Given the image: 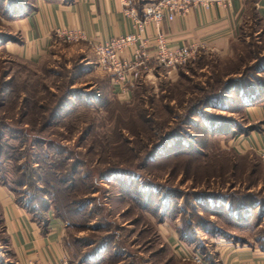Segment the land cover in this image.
I'll list each match as a JSON object with an SVG mask.
<instances>
[{
    "label": "rangeland",
    "instance_id": "obj_1",
    "mask_svg": "<svg viewBox=\"0 0 264 264\" xmlns=\"http://www.w3.org/2000/svg\"><path fill=\"white\" fill-rule=\"evenodd\" d=\"M31 1L0 0V185L58 213L69 263L194 264L176 256L170 233L186 232L191 244H181L208 264L219 240L253 244L264 231V159L235 154L223 132L246 123L228 89L264 87V24L247 11L232 54H196L175 81L164 70L143 77L123 102L82 42H61L38 64L2 49ZM219 82L229 88L208 99ZM5 242L0 216L4 255Z\"/></svg>",
    "mask_w": 264,
    "mask_h": 264
},
{
    "label": "crops",
    "instance_id": "obj_2",
    "mask_svg": "<svg viewBox=\"0 0 264 264\" xmlns=\"http://www.w3.org/2000/svg\"><path fill=\"white\" fill-rule=\"evenodd\" d=\"M248 4L255 7L259 22L264 24V0H232L227 7L193 9L171 22H162L159 29L166 34L171 46H196L197 54L227 56L233 53V44L239 39ZM11 23L18 37L15 41H5L2 49L30 64L42 62L61 43L56 35L61 29L82 31L84 40L79 42L90 49L93 44L133 32L118 0H32L28 9ZM155 31V26L150 24L145 35L152 38ZM153 46L151 41L142 75L156 78L164 70L170 80L175 81L178 69L167 71L157 65ZM131 53L132 48H128L121 56L129 59ZM95 69L99 72L96 66ZM101 74L106 79L109 94L120 100L118 87L108 75ZM242 116L246 122L243 131L223 138L226 146L239 155L253 153L264 159V97L243 106ZM250 125L256 128L244 131ZM0 216L6 235V254L0 253V264H59L62 260L70 264L62 241L64 224L51 212L46 213V231L43 232L16 202L12 192L0 185ZM166 239L179 259L185 261L184 258L196 254L184 247L175 233H170ZM216 246L215 264H264V252L256 241L251 245H239L219 240Z\"/></svg>",
    "mask_w": 264,
    "mask_h": 264
},
{
    "label": "built area",
    "instance_id": "obj_3",
    "mask_svg": "<svg viewBox=\"0 0 264 264\" xmlns=\"http://www.w3.org/2000/svg\"><path fill=\"white\" fill-rule=\"evenodd\" d=\"M122 13L130 21L133 32L111 38L92 45L99 72L110 77L118 87L120 100L128 102L130 88L141 78L147 60V48L154 42L153 57L160 67L169 71L185 66L197 54V47L171 46L159 26L162 22H171L177 16H184L196 8L208 9L213 6L227 7L232 0H118ZM156 28L152 38L145 35L148 25ZM63 43H75L84 40L80 30L61 29L56 32ZM132 48L129 59L122 58L124 50ZM185 261L194 264H208L199 254H192ZM59 264H68L62 260Z\"/></svg>",
    "mask_w": 264,
    "mask_h": 264
},
{
    "label": "trees",
    "instance_id": "obj_4",
    "mask_svg": "<svg viewBox=\"0 0 264 264\" xmlns=\"http://www.w3.org/2000/svg\"><path fill=\"white\" fill-rule=\"evenodd\" d=\"M247 11H248V13L250 12V14L252 15L253 18H255L257 21H259L257 12L255 10V7L252 6V4H250V5L248 4ZM13 41H15V40H13ZM198 55H204V54H198ZM180 68L181 67H178L177 69L179 70ZM261 69L262 70L260 72H264L263 67H261ZM143 77L144 76L142 75L141 78L135 83V85L133 86L132 92H134L135 89H137L139 86L142 85L141 83L143 82ZM144 82H145V78H144ZM228 83H226V84L223 83L222 84V83L219 82L218 84L220 85V87L218 88V90L217 89L216 90H212V93H210L211 94L210 97H207V98L210 99L211 97H216L217 95L220 96L224 92V89L226 90V89L229 88L228 85H227ZM228 92H231L232 94L235 95V102L237 104V110H239L240 113H242L243 106H247L249 104H252L258 98L264 97V87L262 85L260 86L258 84L257 85H251V84L246 83L245 85H242L240 88H237V87L236 88H234V87L229 88ZM202 105H203V103H202V100H201L196 106V109H198L197 111H199L200 106H202ZM216 127L217 126H212V125L210 126L209 125L208 130H210L211 135L213 133H217L218 132ZM233 128L236 129V132H232L231 131ZM255 128H256L255 125H250L247 128H245L244 131H249V130H252V129H255ZM240 130L243 131L242 128H240L238 126L228 127V128H226V130L224 129V132H223L224 136L223 137L227 138V137L230 136V134L237 133ZM224 133H226V134H224ZM168 137L169 136H167L164 139V141H166V139H168ZM247 154H253V153H247ZM0 155H1V153H0ZM52 182L55 183V181H52ZM56 183L62 184V181H59V182H56ZM3 185H4V183H3ZM8 190L11 191L9 188H8ZM15 200L20 206H22L29 213L31 219L41 226L42 231L45 232L46 231V225L45 224H46V221H47L46 220V213L49 211V208H50L48 202H46V200H43V202L40 201V203H42V204H40L39 206H35L36 205V201H37L36 198H31L30 197L26 201H24V200L21 201V200L16 199V198H15ZM254 202L255 201H253V203ZM239 203H241L242 205L241 206L237 205V206H235L233 208L237 209V210H238V208H240V210H241L240 212L241 213L244 212V211L246 212L248 210V208H250V206H251V202L250 201H246V199L244 197L241 198V200L238 203H236V204H239ZM57 214L58 213L55 212V213H53V216L58 218V219H60L61 221H63L61 219V217L59 215H57ZM259 227H260V223L257 225V228H259ZM259 231H261V230H259ZM179 238H180V240H182L184 242H188V243L191 242L190 238H188L186 236V232L185 233L181 232V234L179 233ZM255 241L258 244L259 248L264 252V231L261 232V234L259 232V234H257L255 236ZM210 264H212V263H210Z\"/></svg>",
    "mask_w": 264,
    "mask_h": 264
}]
</instances>
